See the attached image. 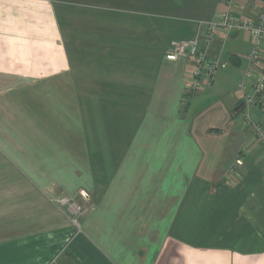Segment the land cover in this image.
<instances>
[{
    "label": "crops",
    "instance_id": "crops-1",
    "mask_svg": "<svg viewBox=\"0 0 264 264\" xmlns=\"http://www.w3.org/2000/svg\"><path fill=\"white\" fill-rule=\"evenodd\" d=\"M249 5L0 0V264H264V90L244 101L264 55L202 38L225 67L198 87L166 59Z\"/></svg>",
    "mask_w": 264,
    "mask_h": 264
},
{
    "label": "built area",
    "instance_id": "built-area-1",
    "mask_svg": "<svg viewBox=\"0 0 264 264\" xmlns=\"http://www.w3.org/2000/svg\"><path fill=\"white\" fill-rule=\"evenodd\" d=\"M250 9L252 10V15L249 18L236 17L230 10L219 15L216 19H213L210 23L200 24L198 26L197 36L188 41H175L172 42L169 50V54L166 59L175 60L176 57L183 55L187 58H191L194 64L192 77L194 79L196 87L199 86V79L201 73L203 72L204 66L207 67L209 71H214L217 68L225 67L224 64L218 62L216 59H209L206 57V49L200 46V41L202 38H206L207 41L212 40L217 33L224 32L231 33H245L255 42V47L249 55L250 66L258 65L260 63L261 57L264 55V0H248ZM232 4V0H229V5ZM253 81V85L249 90L243 89V84L240 85L244 93L245 104H253L256 102V97L258 94L264 90V72L256 71L251 68L245 73V78ZM249 126L251 123L247 121L245 123ZM255 135L257 140L264 143V126L255 124L254 127ZM59 205L66 206L70 212H79L80 208L76 203L69 200L59 201Z\"/></svg>",
    "mask_w": 264,
    "mask_h": 264
},
{
    "label": "rangeland",
    "instance_id": "rangeland-1",
    "mask_svg": "<svg viewBox=\"0 0 264 264\" xmlns=\"http://www.w3.org/2000/svg\"><path fill=\"white\" fill-rule=\"evenodd\" d=\"M58 206H59V204H57ZM77 206H79V208L81 207V204H78L77 203ZM60 207H62V206H60ZM63 207H65L66 208V206H63ZM65 210V209H64Z\"/></svg>",
    "mask_w": 264,
    "mask_h": 264
}]
</instances>
